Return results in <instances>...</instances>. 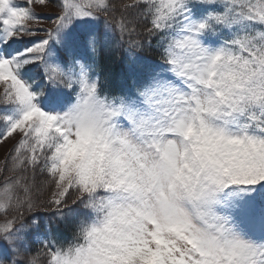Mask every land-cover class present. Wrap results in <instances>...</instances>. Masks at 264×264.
<instances>
[{
  "label": "snow or ice",
  "instance_id": "6c2138e0",
  "mask_svg": "<svg viewBox=\"0 0 264 264\" xmlns=\"http://www.w3.org/2000/svg\"><path fill=\"white\" fill-rule=\"evenodd\" d=\"M0 89V264H264V0H0Z\"/></svg>",
  "mask_w": 264,
  "mask_h": 264
},
{
  "label": "trees",
  "instance_id": "16d2710c",
  "mask_svg": "<svg viewBox=\"0 0 264 264\" xmlns=\"http://www.w3.org/2000/svg\"><path fill=\"white\" fill-rule=\"evenodd\" d=\"M143 54L149 57L155 55L151 51H145ZM126 67V59L123 58L122 53L119 51L111 54L103 53L99 56L98 68L100 73V80L108 89L114 90L121 87L120 81L123 78ZM2 179L3 177L0 176V180ZM37 179H46V176L38 174ZM36 218L42 221V226L40 227L38 232L34 231L33 235L30 238V247L33 252H35L36 249L42 247V244L37 239V235L39 236L45 234L47 237L55 238L60 243H65L72 240L74 231L70 223L59 221L43 212Z\"/></svg>",
  "mask_w": 264,
  "mask_h": 264
},
{
  "label": "rangeland",
  "instance_id": "374dc122",
  "mask_svg": "<svg viewBox=\"0 0 264 264\" xmlns=\"http://www.w3.org/2000/svg\"><path fill=\"white\" fill-rule=\"evenodd\" d=\"M56 9L55 8H52V7H49L47 9L45 8H40V7H36V11L37 12H50V11H55ZM44 27H47L49 26V21H45L44 22ZM0 91H2V89H0ZM13 144V141L9 140L7 143H3V144H0V162H2L4 160V157H5V153L7 151L8 148H10ZM40 239H43L44 236H39Z\"/></svg>",
  "mask_w": 264,
  "mask_h": 264
}]
</instances>
